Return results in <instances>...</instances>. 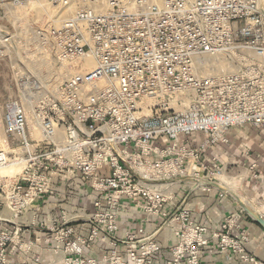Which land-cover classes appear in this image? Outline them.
<instances>
[{"label":"built area","instance_id":"1","mask_svg":"<svg viewBox=\"0 0 264 264\" xmlns=\"http://www.w3.org/2000/svg\"><path fill=\"white\" fill-rule=\"evenodd\" d=\"M37 1L0 0V61L19 94L2 108L9 140L0 169L18 172L0 175V264H12L13 241L1 211L22 215L62 170L77 172L98 198L90 216L61 211L39 225L63 254L60 264H153V234L116 236L123 199L177 225L165 264H200L211 241L235 264H262L247 252L238 216L209 230L186 209L165 210L183 182L196 188L223 177L225 167L203 153L228 145L229 130L264 127L259 0H106L103 12L83 0H44L53 19L42 25ZM196 133L204 139L191 147ZM162 139L170 144L154 145ZM99 242L105 253L86 257Z\"/></svg>","mask_w":264,"mask_h":264},{"label":"crops","instance_id":"2","mask_svg":"<svg viewBox=\"0 0 264 264\" xmlns=\"http://www.w3.org/2000/svg\"><path fill=\"white\" fill-rule=\"evenodd\" d=\"M226 137L228 145L217 144L203 153L206 162L215 158L225 167L223 177L215 181L203 180L200 183L202 187L196 188L183 182L173 199L165 205V210L172 213L177 207L186 209L190 211L195 224L209 230L217 229L227 216H238L239 224L249 237L247 252L264 264V229L256 222V219L264 220V127L247 125L231 129ZM203 139V134L196 133L188 142L191 147H197ZM169 144L167 139L154 143L159 147ZM97 198L98 195L77 172H52L48 191L22 215L14 216L5 209L1 211L2 217L9 220L5 230L13 234L8 248L9 261L12 264L62 263L63 254L50 249L54 245L48 239L49 231L39 225L57 220L61 211L79 217L90 216L96 211L93 203ZM162 223V218H147L140 207L123 199L116 236L121 238L126 233L139 234V230L146 235L153 234L160 247L153 264H165L169 258V247L177 240L178 227L172 222L166 226ZM75 230L76 234L83 236L87 233L82 222L75 224ZM28 243L31 245L25 248ZM105 251L106 246L99 242L85 256L99 259ZM235 262L234 256L221 255L216 243L211 241L202 251L200 264Z\"/></svg>","mask_w":264,"mask_h":264},{"label":"rangeland","instance_id":"3","mask_svg":"<svg viewBox=\"0 0 264 264\" xmlns=\"http://www.w3.org/2000/svg\"><path fill=\"white\" fill-rule=\"evenodd\" d=\"M43 1L44 0H38L37 3L33 6V8L36 7L34 19L36 22H38L39 25H42V23H46L48 18L53 19L52 18L53 14H51V9H49ZM83 1L87 5L95 9L97 12H103L105 10L106 0H83ZM259 2L264 7V0H259ZM57 12L58 10H56V14ZM58 24H60V20H58V23L54 22V25L57 26ZM218 64L219 63H217L216 70L214 72H217L219 70ZM205 73H209V72H205ZM18 95L19 94L17 92V89L13 85V80H12L11 71H10V64L7 61H0V150L7 151L6 143L9 140L3 133L2 108H3L4 103L7 100L18 98ZM36 137L39 138L38 135ZM12 170L13 171H10V173L8 170H6L5 173L2 172V174L0 175H14L16 172H18V168H13ZM54 222H56V220L48 224H52ZM41 224L47 225L45 223H41ZM40 228L42 227L40 226ZM42 229H45V228H42Z\"/></svg>","mask_w":264,"mask_h":264},{"label":"bare ground","instance_id":"4","mask_svg":"<svg viewBox=\"0 0 264 264\" xmlns=\"http://www.w3.org/2000/svg\"><path fill=\"white\" fill-rule=\"evenodd\" d=\"M228 67L230 68V65H229V66L224 65V66L220 67V70L227 69ZM12 169H13V168H1V169H0V174H2V172L5 173L6 170H8L9 173H10V171H13Z\"/></svg>","mask_w":264,"mask_h":264},{"label":"water","instance_id":"5","mask_svg":"<svg viewBox=\"0 0 264 264\" xmlns=\"http://www.w3.org/2000/svg\"><path fill=\"white\" fill-rule=\"evenodd\" d=\"M256 222L261 225V227L264 229V220L262 219H256Z\"/></svg>","mask_w":264,"mask_h":264}]
</instances>
